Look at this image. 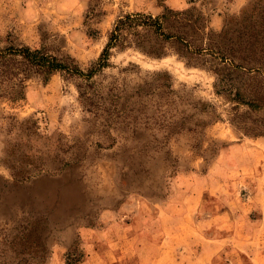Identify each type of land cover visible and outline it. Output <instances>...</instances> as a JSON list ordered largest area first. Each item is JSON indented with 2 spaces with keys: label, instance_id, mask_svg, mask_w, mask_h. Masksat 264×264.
<instances>
[{
  "label": "rangeland",
  "instance_id": "374dc122",
  "mask_svg": "<svg viewBox=\"0 0 264 264\" xmlns=\"http://www.w3.org/2000/svg\"><path fill=\"white\" fill-rule=\"evenodd\" d=\"M165 8L180 39L143 30L149 53L111 48L91 78L32 76L0 99V229L38 220L43 264H264V132L239 128L264 110L235 99L264 97V77L234 66H264V0H0V47L86 72L119 16ZM7 149L46 169L13 185Z\"/></svg>",
  "mask_w": 264,
  "mask_h": 264
},
{
  "label": "trees",
  "instance_id": "16d2710c",
  "mask_svg": "<svg viewBox=\"0 0 264 264\" xmlns=\"http://www.w3.org/2000/svg\"><path fill=\"white\" fill-rule=\"evenodd\" d=\"M177 10L165 8L160 16L153 17L143 12L126 13L119 16L110 29L107 41L96 62L84 72L76 61L69 55L59 57L42 47H31L24 43L10 44L0 47V99L16 102L23 98L25 81L32 76H38L43 81L55 72L78 75L91 78L93 74L103 67L108 66L111 48H124L133 46L149 53L147 49L146 32H154L165 39H180ZM256 56L247 55L234 66L246 68L248 72H255L264 77V66ZM259 76V75H258ZM236 101L246 106L250 111L264 110V97L262 96H237ZM18 122L15 117H10ZM26 121V120H25ZM24 121L20 124L22 125ZM19 123V122H18ZM10 125H13L9 123ZM12 127V126H11ZM256 127L239 126L244 132H264V122ZM262 131V132H261ZM5 152L4 161L10 171L12 184H25L33 182V177L40 175L46 169L40 165L34 170L23 171L20 168L22 161L10 160L12 149ZM6 228H1L0 238V264H43L47 260L49 249L47 242L40 232V223L36 219H29L14 228L15 233H7Z\"/></svg>",
  "mask_w": 264,
  "mask_h": 264
},
{
  "label": "crops",
  "instance_id": "0c3cea01",
  "mask_svg": "<svg viewBox=\"0 0 264 264\" xmlns=\"http://www.w3.org/2000/svg\"><path fill=\"white\" fill-rule=\"evenodd\" d=\"M92 241H89V242H87V243H85L86 244V246L88 247L89 246V244L91 243ZM105 243H107V241H105ZM101 245H104V244H101ZM89 251H87V253H88ZM88 257V256H87Z\"/></svg>",
  "mask_w": 264,
  "mask_h": 264
}]
</instances>
